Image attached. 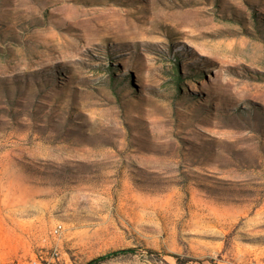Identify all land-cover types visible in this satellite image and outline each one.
Listing matches in <instances>:
<instances>
[{
    "label": "rangeland",
    "instance_id": "374dc122",
    "mask_svg": "<svg viewBox=\"0 0 264 264\" xmlns=\"http://www.w3.org/2000/svg\"><path fill=\"white\" fill-rule=\"evenodd\" d=\"M103 255L264 264V0H0V264Z\"/></svg>",
    "mask_w": 264,
    "mask_h": 264
},
{
    "label": "trees",
    "instance_id": "16d2710c",
    "mask_svg": "<svg viewBox=\"0 0 264 264\" xmlns=\"http://www.w3.org/2000/svg\"><path fill=\"white\" fill-rule=\"evenodd\" d=\"M136 250L134 248H130V249H126V250H123L122 252L124 253H134ZM120 253L121 251H117L115 253ZM107 256L109 255H103V256H99L85 264H99L100 262L104 261L105 259H107Z\"/></svg>",
    "mask_w": 264,
    "mask_h": 264
},
{
    "label": "built area",
    "instance_id": "2783aa9c",
    "mask_svg": "<svg viewBox=\"0 0 264 264\" xmlns=\"http://www.w3.org/2000/svg\"><path fill=\"white\" fill-rule=\"evenodd\" d=\"M62 226H58L56 229H55V233L58 234L61 230Z\"/></svg>",
    "mask_w": 264,
    "mask_h": 264
}]
</instances>
